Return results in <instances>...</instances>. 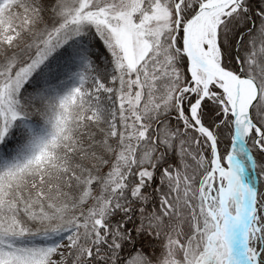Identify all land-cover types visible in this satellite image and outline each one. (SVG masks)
Here are the masks:
<instances>
[{"label": "snow or ice", "instance_id": "obj_1", "mask_svg": "<svg viewBox=\"0 0 264 264\" xmlns=\"http://www.w3.org/2000/svg\"><path fill=\"white\" fill-rule=\"evenodd\" d=\"M0 264H264V0H0Z\"/></svg>", "mask_w": 264, "mask_h": 264}]
</instances>
